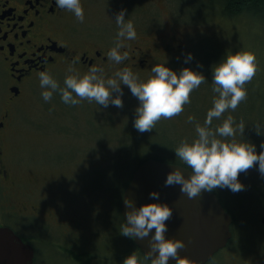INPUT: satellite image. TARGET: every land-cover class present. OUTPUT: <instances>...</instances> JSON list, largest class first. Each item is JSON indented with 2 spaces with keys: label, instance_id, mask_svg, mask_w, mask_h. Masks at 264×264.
Returning <instances> with one entry per match:
<instances>
[{
  "label": "rangeland",
  "instance_id": "1",
  "mask_svg": "<svg viewBox=\"0 0 264 264\" xmlns=\"http://www.w3.org/2000/svg\"><path fill=\"white\" fill-rule=\"evenodd\" d=\"M80 2L84 21H78V27L98 39L114 42L118 31L115 17L123 9L125 19L133 21L137 33L135 40L125 43H162L173 38L180 42L181 53H151L145 69L133 71L142 81L148 79L155 64L166 59L165 67L177 73L183 68L200 72L206 82L191 93L190 103L180 115L162 119L153 130L140 133L133 126L139 101L125 85H121L122 108L111 103L104 108L87 100L73 106L62 102L58 93L45 102L37 75L24 83L12 104L8 80L0 65V120L10 109L0 128L7 180L13 183L7 185L15 203L34 205L50 222L41 227L28 221L20 224L35 237L33 264H122L133 251L143 259L141 251L120 234L118 207L125 184L142 157L155 149H165L171 141H177V147L181 140H190L196 134L195 123L203 125L216 95L212 91V68L236 51H254L259 70L246 85L247 99L235 111L214 120L212 127L232 115L237 123H245L242 138L239 133L235 137L237 142L242 139L255 145L257 154L264 143V116L260 115L264 110L263 20L222 15L211 0ZM189 54L191 59L187 60ZM68 67L57 65L48 72L63 86ZM74 68L81 74L88 71ZM105 73L111 76L113 72ZM252 105L255 108L248 112ZM189 116L194 117L193 123L187 122ZM255 124L260 127L256 129ZM238 180L244 186L241 191L227 187L213 191L236 218L235 233L249 234L257 229L264 234V226L256 220V215H264V175L258 164L241 172ZM225 251L221 249L207 264L239 263V257L227 258Z\"/></svg>",
  "mask_w": 264,
  "mask_h": 264
},
{
  "label": "clouds",
  "instance_id": "2",
  "mask_svg": "<svg viewBox=\"0 0 264 264\" xmlns=\"http://www.w3.org/2000/svg\"><path fill=\"white\" fill-rule=\"evenodd\" d=\"M55 3L58 8L73 13L79 22L84 21L80 0H55ZM115 23L118 31L107 58L112 64L120 65L129 59L128 51H122L130 47L125 41L135 40L137 33L133 21L125 19L123 9L116 15ZM190 59L191 54L187 57V60ZM165 63L166 59L164 63L155 64L150 70L151 75L143 81L130 67L119 68L108 76L102 66L93 65L81 74L69 65L61 86L50 72L42 71L38 73L40 87L44 89L41 96L49 102L58 93L62 102L73 106L87 100L104 108L110 103L122 108L121 85H125L139 101L135 109L134 128L140 133L149 132L160 120L180 115L184 106L190 103L191 93L206 82L200 72L183 68L177 73L165 67ZM258 70L257 56L250 49L228 54L212 68V91L216 94L212 107L207 111L203 125L195 123L196 137L191 142L181 140L175 148V156L187 167H175L170 171L164 182L166 187L180 185L181 193L193 199L202 191L211 192L217 188L227 187L233 192L243 190L239 174L257 164L259 172L264 175V143L261 144L262 151L257 154L255 145L235 139L237 133L242 138L244 121L237 123L232 115H227L219 125L212 127L214 120L235 111L247 99L246 85ZM187 122L193 123L194 117L189 116ZM255 127L257 129L260 125L255 124ZM181 169H191L190 175L185 178ZM149 195L159 198L156 192ZM124 203L128 209L125 212L127 223L121 225V235L143 240L153 229L155 231L143 259L133 251L122 264H168L170 259L175 264H199L196 260L178 255V251L185 248L182 240L165 238V222L172 216V209L167 204L148 203L136 208L127 198Z\"/></svg>",
  "mask_w": 264,
  "mask_h": 264
},
{
  "label": "flooded vegetation",
  "instance_id": "3",
  "mask_svg": "<svg viewBox=\"0 0 264 264\" xmlns=\"http://www.w3.org/2000/svg\"><path fill=\"white\" fill-rule=\"evenodd\" d=\"M78 26L74 14L58 8L55 0H0V65L8 80L9 103L13 104L14 99L21 94L26 81L37 76L39 72L54 69L57 65H72L86 70L97 65L102 66L108 73L123 67L137 71L145 69L151 53L183 51L182 45L175 38L162 43L155 40L141 44L127 42L130 47L122 51H128L129 59L123 64L114 65L107 58L113 43L98 39V36L86 33ZM9 110L8 108L4 112L0 128L5 125ZM2 145L0 138V198L3 200V203H0V226L11 229L34 250L35 237L28 229L20 228L21 222L28 221L39 227L42 223L50 222L34 205H18L14 202V194L10 191V185H7L11 182L7 180ZM230 216L231 236L221 248L226 250L224 256L239 257L238 264H264V234L256 229L252 233L238 235L233 228L237 223L236 218ZM256 217L264 226V215ZM43 229L50 233L47 227ZM34 260L35 252L32 264Z\"/></svg>",
  "mask_w": 264,
  "mask_h": 264
},
{
  "label": "water",
  "instance_id": "4",
  "mask_svg": "<svg viewBox=\"0 0 264 264\" xmlns=\"http://www.w3.org/2000/svg\"><path fill=\"white\" fill-rule=\"evenodd\" d=\"M175 167L186 168L152 158L141 162L123 191L120 212L124 223H127L125 212L128 209L124 203L126 198L136 208L148 203L167 204L172 209V216L165 222V238L182 240L185 248L179 250L178 255L205 264L230 238L231 216L212 191H202L200 196L189 199L186 194L181 193L180 185L166 187V176ZM181 170L185 178L190 175L191 169ZM151 192L158 193L159 198L150 197ZM154 231L153 229L143 240L131 239L142 254L148 251V242ZM33 256L34 250L30 244L25 243L11 229L0 226V264H32ZM168 264L175 262L170 259Z\"/></svg>",
  "mask_w": 264,
  "mask_h": 264
},
{
  "label": "trees",
  "instance_id": "5",
  "mask_svg": "<svg viewBox=\"0 0 264 264\" xmlns=\"http://www.w3.org/2000/svg\"><path fill=\"white\" fill-rule=\"evenodd\" d=\"M211 4L217 5V7L221 11V14L225 15V16L228 15L231 17H236V16L241 17L242 15H246L247 17H257L260 20L264 21V0H211ZM254 108H255L254 105H252L251 107H248V112L253 110ZM263 109H264V107H263ZM252 112H250L249 114H251ZM263 112H264V110H260V115L264 116ZM241 117H238L237 120L239 121L241 119ZM261 133L263 134V130L261 131ZM254 135H259V133L254 134ZM195 137H196V134L191 136V139L188 141L191 142V140L194 139ZM175 144H178V142L176 141V143H174L173 141H171L168 144L169 146L165 147V149L168 148V150L167 149L165 150L163 147H161L158 150L155 149V151L150 152L148 156L142 157V160L139 163H137L135 165V167L133 168L131 175H132L133 171L135 170V168L141 162H143L144 160L149 159V158L160 160V161H165V162H169V163L180 164V165L187 167L186 165L183 164L182 161L179 160V158H177L176 156H173V153H174L173 150H174V148H176ZM172 145H173V148H172ZM163 151H166V152L168 151L169 153H166ZM130 177H129V179H130ZM129 179L126 182L125 186L128 184ZM212 192L217 195L216 192H214V191H212ZM121 197H122V194L120 196L118 214H119V221L121 222V224H123L124 220H123L121 212H120ZM218 198H219V196H218ZM226 211L230 215H232L228 210H226ZM128 240L135 247H137L130 238H128Z\"/></svg>",
  "mask_w": 264,
  "mask_h": 264
},
{
  "label": "bare ground",
  "instance_id": "6",
  "mask_svg": "<svg viewBox=\"0 0 264 264\" xmlns=\"http://www.w3.org/2000/svg\"><path fill=\"white\" fill-rule=\"evenodd\" d=\"M207 264V263H206Z\"/></svg>",
  "mask_w": 264,
  "mask_h": 264
}]
</instances>
